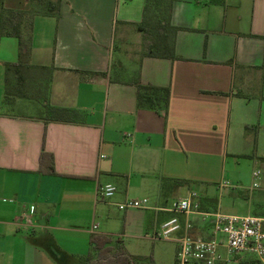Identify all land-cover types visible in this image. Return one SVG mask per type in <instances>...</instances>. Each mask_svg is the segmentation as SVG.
Masks as SVG:
<instances>
[{
    "label": "crops",
    "instance_id": "0c3cea01",
    "mask_svg": "<svg viewBox=\"0 0 264 264\" xmlns=\"http://www.w3.org/2000/svg\"><path fill=\"white\" fill-rule=\"evenodd\" d=\"M165 1L173 60L145 55V0H56L53 14L32 0L0 2L33 14L27 63L51 69L33 90L40 115L9 112L27 99L5 97L18 41L0 38V264H77L92 236L155 242L172 203L215 170L232 182L258 179L259 210L244 216L264 218V0ZM136 79L169 89L166 114L138 108ZM45 107L77 119L46 123ZM42 150L54 175L42 172L46 160L40 169ZM108 184L115 193L104 199ZM142 199L145 209H117ZM190 220L193 237H211L212 219Z\"/></svg>",
    "mask_w": 264,
    "mask_h": 264
},
{
    "label": "trees",
    "instance_id": "16d2710c",
    "mask_svg": "<svg viewBox=\"0 0 264 264\" xmlns=\"http://www.w3.org/2000/svg\"><path fill=\"white\" fill-rule=\"evenodd\" d=\"M2 0H0L1 2ZM37 1L38 0H32ZM38 11L53 14L55 6L48 3L42 9L40 2ZM171 2L165 0H145L142 22L138 29L144 39L145 55L153 58L173 60L174 37L176 28L170 25ZM33 14L19 10L0 8V38L14 37L18 41V63L5 64L4 92L6 98H19L34 100L29 93L38 89V77L41 71L47 73L50 68L33 67L27 63L29 46L31 42V27ZM136 89L138 108H147L162 111L166 114L169 89L154 86H144L136 79L133 83ZM39 100V99H38ZM45 122L70 123L77 119V114L68 109L45 107ZM246 131L249 128H245ZM251 158V156H244ZM47 162L46 169L42 172L54 175L53 158L43 150L40 153L41 166ZM90 251L78 260L77 264H151L144 257L129 254L120 240H112L106 236H92L89 240ZM236 264H262L256 257L247 256Z\"/></svg>",
    "mask_w": 264,
    "mask_h": 264
},
{
    "label": "built area",
    "instance_id": "2783aa9c",
    "mask_svg": "<svg viewBox=\"0 0 264 264\" xmlns=\"http://www.w3.org/2000/svg\"><path fill=\"white\" fill-rule=\"evenodd\" d=\"M253 178L257 179V173H253ZM256 187L257 183L254 182L252 188ZM114 193L115 188L109 184L98 190L99 196L104 199H110ZM196 198L195 194H190L186 199L174 201L169 211L175 216L165 221L160 231L152 237L153 240L162 239L175 244L176 264H217L243 254L252 255L264 264V218L202 212ZM146 207V199L127 200L117 205L119 211L141 210ZM192 215L200 216L204 220L212 219L210 238L191 235ZM95 229L93 226V230Z\"/></svg>",
    "mask_w": 264,
    "mask_h": 264
},
{
    "label": "rangeland",
    "instance_id": "374dc122",
    "mask_svg": "<svg viewBox=\"0 0 264 264\" xmlns=\"http://www.w3.org/2000/svg\"><path fill=\"white\" fill-rule=\"evenodd\" d=\"M38 1L40 2L42 9H45L49 2L53 3L56 0ZM39 2L35 1V4L39 5ZM2 78L3 76L1 70L0 81L2 80ZM29 94L33 96L35 101L18 100L15 103V106L12 107L9 112L16 115H40L42 111L41 103L36 102L38 101V98L35 97V91ZM36 96H38V94ZM7 100L12 101L14 99L11 98ZM209 180V184L199 183V187L198 185H195V187H191L193 191L191 193H195L197 195L196 199L198 202H203V200L209 199L212 202L214 208H216L217 206L220 207H218L214 211L224 215L244 216L248 211L251 212V215L258 212L259 209L257 208L256 204L257 200L259 199L257 195L258 191H255L254 193L252 192V182L250 179L245 180L241 183L237 181L232 182L230 179L225 180L223 176H220V174H218V170H215V173L213 172V174L209 176ZM256 182L259 186L258 179L256 180ZM186 187L188 188V185ZM116 231L117 230H115V232ZM220 237L221 236H219V238ZM109 238H111L112 240H120L116 237ZM120 241L124 245L126 251L130 252H128L129 254L133 256L144 257L151 264H176V246L172 242H168L162 239L155 242H145L130 238L121 239ZM247 256L252 255L243 254L240 257L234 258L233 260L222 262L220 261L217 262V264H236L239 260H244Z\"/></svg>",
    "mask_w": 264,
    "mask_h": 264
}]
</instances>
